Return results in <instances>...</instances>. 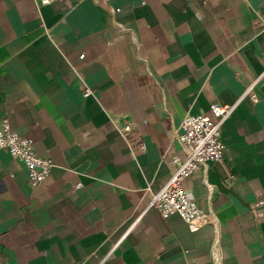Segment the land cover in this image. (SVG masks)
I'll list each match as a JSON object with an SVG mask.
<instances>
[{"label": "crops", "instance_id": "crops-1", "mask_svg": "<svg viewBox=\"0 0 264 264\" xmlns=\"http://www.w3.org/2000/svg\"><path fill=\"white\" fill-rule=\"evenodd\" d=\"M41 1L0 0V123L53 163L31 188L0 149V264H264V0ZM214 102L222 159L182 188L215 225L193 231L147 206Z\"/></svg>", "mask_w": 264, "mask_h": 264}, {"label": "built area", "instance_id": "built-area-1", "mask_svg": "<svg viewBox=\"0 0 264 264\" xmlns=\"http://www.w3.org/2000/svg\"><path fill=\"white\" fill-rule=\"evenodd\" d=\"M49 2L42 0L41 5ZM89 94L90 91L85 89L83 96L87 97ZM232 109L231 105L214 102L209 104L207 113L186 115L181 120L180 132L176 136L179 153L171 159L174 170L165 185L150 195L147 208L155 209L163 219L176 214L193 231L206 225H215L214 217L198 208L183 190L182 182L199 168L222 159L223 144L220 140V130ZM131 130L132 126L125 125L117 131L131 149L143 152L145 147L142 142L127 140L126 137ZM0 149H5L23 165L31 188L43 184L53 168L50 159L36 156L31 138L19 136L11 130L7 119L0 123ZM254 206H264V200Z\"/></svg>", "mask_w": 264, "mask_h": 264}]
</instances>
